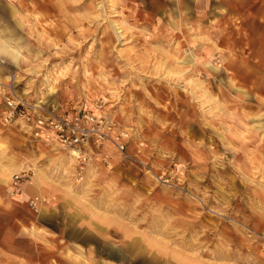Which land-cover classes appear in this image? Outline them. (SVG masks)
Instances as JSON below:
<instances>
[{
  "label": "rangeland",
  "instance_id": "1",
  "mask_svg": "<svg viewBox=\"0 0 264 264\" xmlns=\"http://www.w3.org/2000/svg\"><path fill=\"white\" fill-rule=\"evenodd\" d=\"M96 7L0 0V14L15 17L20 35L56 54L51 60L63 84L77 74L79 92L77 84L61 88L46 112L87 111L127 133L123 155L107 140L94 150L98 157L108 153L110 163H95L112 167L123 181L109 186L113 206L134 195L136 205H149L170 225L159 244L171 264H264V107L252 94L259 86L254 71L264 68V0H202L201 6L196 0H123L111 13L97 0ZM193 68L201 80L207 72L227 89L219 100L215 84L205 92L188 78ZM185 88L200 105V118L185 106ZM229 91L250 103L231 106ZM29 134L21 133L26 141ZM30 138L42 159L58 148ZM70 168L78 171L75 160L64 172ZM11 208L0 209V264L120 259L98 240L89 247L70 230L46 224L20 195Z\"/></svg>",
  "mask_w": 264,
  "mask_h": 264
},
{
  "label": "clouds",
  "instance_id": "2",
  "mask_svg": "<svg viewBox=\"0 0 264 264\" xmlns=\"http://www.w3.org/2000/svg\"><path fill=\"white\" fill-rule=\"evenodd\" d=\"M67 2L97 10V0ZM122 2L104 0V5L111 13L113 6ZM14 20L15 17L0 14V126H3L0 127V209L11 211L12 201L20 195L21 202L34 208L46 224L70 230L89 247L94 248L98 240L109 253L118 254L119 260L111 255L107 257L109 264H171V257L159 244L161 233L168 232L170 225L163 217L153 214L149 205H136L134 195L126 193L113 206L109 186L123 181L112 167L94 163L90 150L81 151L80 145L85 141L61 144L55 150L50 149L48 157L42 159L36 151L37 142L31 141L30 134L29 141L21 135L28 132L26 122L30 118L34 123L35 117L55 105L61 88L77 84V74L73 73L69 84H63L65 77L58 76L59 67L51 60L56 54L43 45L38 50L37 45L17 32ZM220 68L222 64L217 72ZM200 77L199 69L188 70V78L195 80L203 91L209 92L213 84L221 89L218 100L227 91L207 72L205 79ZM79 87L77 84V92ZM183 91L185 106L192 110L194 117L200 118L201 108L189 95L190 88ZM79 94L87 96V91ZM228 96L231 106L236 108L250 103V98L240 93L232 96L229 91ZM21 106L25 112L20 119H15V111ZM17 125H20L18 129ZM29 142L31 150L27 147ZM70 160H76L81 170L70 168L65 173L64 166Z\"/></svg>",
  "mask_w": 264,
  "mask_h": 264
},
{
  "label": "built area",
  "instance_id": "3",
  "mask_svg": "<svg viewBox=\"0 0 264 264\" xmlns=\"http://www.w3.org/2000/svg\"><path fill=\"white\" fill-rule=\"evenodd\" d=\"M25 108L18 107L15 115L20 117L24 114ZM30 118L26 123L28 131L34 139L47 144H55L57 146L64 144H78L79 141H85L80 145L82 152L91 151L95 158L99 156V152L94 150L104 145L107 140L113 141L118 151L123 155L126 152L127 133L116 132V124L113 120L105 116H97L90 112H43L39 117ZM104 159L100 160L105 165L111 161V156L104 153ZM77 163V161L75 160ZM78 171L81 170L78 167Z\"/></svg>",
  "mask_w": 264,
  "mask_h": 264
},
{
  "label": "crops",
  "instance_id": "4",
  "mask_svg": "<svg viewBox=\"0 0 264 264\" xmlns=\"http://www.w3.org/2000/svg\"><path fill=\"white\" fill-rule=\"evenodd\" d=\"M196 2L199 6H201L202 0H199V2H198V0H196ZM257 57H258V55H257ZM253 76H255L257 78L255 80V82L259 81V86L255 85V89H258V90L256 91L254 89V91L252 93L253 97L255 98V102L258 101L260 103V105L261 104L264 105V89L262 90V87H264V68L262 67L258 70H255ZM248 108H249V106H248ZM249 109H251V107ZM183 264H198V263H194V261H190L188 259H183ZM199 264H209V263H207L205 261H200Z\"/></svg>",
  "mask_w": 264,
  "mask_h": 264
},
{
  "label": "bare ground",
  "instance_id": "5",
  "mask_svg": "<svg viewBox=\"0 0 264 264\" xmlns=\"http://www.w3.org/2000/svg\"><path fill=\"white\" fill-rule=\"evenodd\" d=\"M117 29H118V28H117ZM117 33H118V34H121V31L118 30ZM120 36H121V35H120Z\"/></svg>",
  "mask_w": 264,
  "mask_h": 264
}]
</instances>
